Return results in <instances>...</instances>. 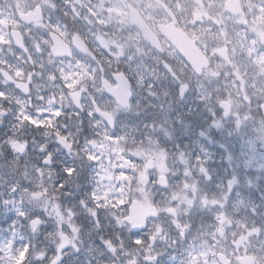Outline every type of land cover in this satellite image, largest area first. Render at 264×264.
<instances>
[{"label":"snow or ice","instance_id":"snow-or-ice-1","mask_svg":"<svg viewBox=\"0 0 264 264\" xmlns=\"http://www.w3.org/2000/svg\"><path fill=\"white\" fill-rule=\"evenodd\" d=\"M197 4L0 0V264H264V0Z\"/></svg>","mask_w":264,"mask_h":264},{"label":"flooded vegetation","instance_id":"flooded-vegetation-1","mask_svg":"<svg viewBox=\"0 0 264 264\" xmlns=\"http://www.w3.org/2000/svg\"><path fill=\"white\" fill-rule=\"evenodd\" d=\"M119 3L127 26L139 30L144 43L170 53V59L182 57L176 45L180 48L193 45L190 21L196 14L197 0H119ZM199 55L202 57V53Z\"/></svg>","mask_w":264,"mask_h":264}]
</instances>
